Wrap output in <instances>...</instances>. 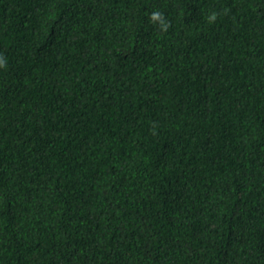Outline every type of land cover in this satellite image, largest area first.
<instances>
[{"label": "trees", "instance_id": "16d2710c", "mask_svg": "<svg viewBox=\"0 0 264 264\" xmlns=\"http://www.w3.org/2000/svg\"><path fill=\"white\" fill-rule=\"evenodd\" d=\"M0 61V264H264V0H0Z\"/></svg>", "mask_w": 264, "mask_h": 264}, {"label": "clouds", "instance_id": "9594fccd", "mask_svg": "<svg viewBox=\"0 0 264 264\" xmlns=\"http://www.w3.org/2000/svg\"><path fill=\"white\" fill-rule=\"evenodd\" d=\"M215 13H212L210 16H209V20H214L215 19ZM154 16H155V14H154ZM3 62L2 61H0V64H2Z\"/></svg>", "mask_w": 264, "mask_h": 264}]
</instances>
